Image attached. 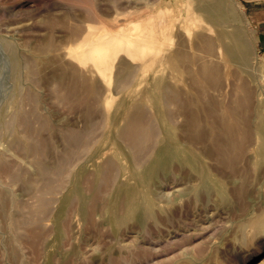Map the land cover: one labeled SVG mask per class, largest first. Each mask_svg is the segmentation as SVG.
I'll list each match as a JSON object with an SVG mask.
<instances>
[{"label": "rangeland", "instance_id": "374dc122", "mask_svg": "<svg viewBox=\"0 0 264 264\" xmlns=\"http://www.w3.org/2000/svg\"><path fill=\"white\" fill-rule=\"evenodd\" d=\"M244 1L0 0V264H264V14ZM70 64L92 85L74 99L51 81ZM135 113L156 135L139 158Z\"/></svg>", "mask_w": 264, "mask_h": 264}, {"label": "bare ground", "instance_id": "6f19581e", "mask_svg": "<svg viewBox=\"0 0 264 264\" xmlns=\"http://www.w3.org/2000/svg\"><path fill=\"white\" fill-rule=\"evenodd\" d=\"M149 26V25H148ZM143 28V27H142ZM142 28H140V30H142ZM146 29H147V27H145ZM144 29V28H143ZM150 29H151V26H150ZM149 30V29H148ZM147 30V31H148ZM139 31V30H138ZM146 31V30H145ZM146 31V32H147ZM153 31V29H151L150 30V32H152ZM112 33V32H111ZM114 33V32H113ZM116 33V32H115ZM118 33V32H117ZM116 33V34H117ZM138 33H140V32H138ZM163 33H164V31H163ZM100 33H97L96 35L98 36ZM137 34V33H136ZM143 34V33H142ZM151 34H153V33H150V35ZM135 35V34H134ZM140 35L141 34H139V37H140ZM145 35H146V33H145ZM162 35V34H161ZM136 36V35H135ZM134 36V38H137V36L135 37ZM142 36H144V34L142 35ZM142 36L140 37V38H138V41L142 38ZM124 37V36H123ZM70 38H72V36H70ZM105 38V37H104ZM104 38H101V39H99V40H96V41H94V42H91V44H92V48L90 49V50H96V54H92L91 53V55H92V59H93V61H94V65L97 67V69H98V71H99V73L102 75L103 73H104V70H105V68L106 67H110L111 65H113V62L115 61V58H116V56H117V54H118V49L117 48H112V47H110V44H112V43H108ZM145 38V41L146 40H149L150 41V39L147 37L146 38V36L144 37ZM151 38V37H150ZM143 39V38H142ZM141 39V40H142ZM151 39H153V36H152V38ZM135 40H137V39H135ZM70 41H71V39H70ZM145 41H144V43H145ZM148 41V42H149ZM152 41V40H151ZM151 41H150V43H151ZM72 42V41H71ZM143 42V41H142ZM146 43H147V41H146ZM149 44V43H148ZM142 46V44H136L135 46ZM152 45V44H151ZM11 49V48H10ZM13 49V48H12ZM85 49L86 48H82V50L81 49H79V51L81 52V55H82V53H84L85 52ZM68 49H66V51H67ZM74 50H76V49H74ZM89 50V51H90ZM132 50L133 49H131V50H129V52L131 53L132 52ZM30 53V52H29ZM14 54V53H13ZM66 54V53H65ZM45 55V54H44ZM17 55H15V57H16ZM40 55H38V54H31V58H37V57H39ZM37 60V59H36ZM153 61V60H152ZM67 62V61H66ZM69 63V62H68ZM17 64V63H16ZM58 64V63H57ZM14 65V64H13ZM14 69H15V65H14ZM18 70V69H17ZM135 70V69H134ZM133 72V71H132ZM82 72H80L75 66H73V65H69V66H63L62 68L59 66V69H58V71L57 72H55V73H52V77H51V81H53L54 82V85H56L57 83H66L67 85H68V88H69V90H68V93H67V96H68V98H70V99H74V98H76V96H78L77 94H78V91L81 89V88H83V89H88V88H90L92 85L91 84H86V82H85V80H84V77L82 76V74H81ZM127 75V74H126ZM132 75V74H131ZM49 77V78H50ZM104 77V76H103ZM127 77V76H126ZM125 77V78H126ZM105 78V77H104ZM37 80H39V79H37ZM122 81H123V79H122ZM120 82V81H119ZM53 83H51V85H52ZM97 84V83H96ZM120 84H122V83H120ZM123 84H125V83H123ZM50 85V86H51ZM98 85V84H97ZM46 86V85H45ZM50 86H48V87H50ZM53 87V86H52ZM54 88V87H53ZM52 88V89H53ZM64 88V87H63ZM54 90V93L56 94L57 92H55V89H53ZM169 92V91H168ZM63 94V93H62ZM176 95V94H175ZM59 96V95H58ZM57 96V97H58ZM172 96V95H171ZM56 97V98H57ZM60 97V96H59ZM174 97V96H173ZM174 98H176V96L174 97ZM33 99V98H32ZM37 99V98H36ZM36 99H34V100H36ZM34 100H32L33 102H34ZM70 104H72V102H70ZM135 110H137V109H135ZM30 112V111H29ZM32 112V111H31ZM136 114V113H135ZM140 114L141 113H139V117H140ZM29 115H31V114H28L26 117H31V116H29ZM35 115V114H34ZM142 115V114H141ZM142 118V117H141ZM132 119H133V129H134V131H133V134H132V136H131V143H128L129 142V140H128V145H129V147L131 148L132 147V151H133V153H134V155L133 156H135V155H137L138 156V158L139 157H142V155H140V153L139 152H141L143 155H144V157L147 155V154H149V151H146V150H148V148H150L149 146H150V142H152V141H150V139H149V137H150V135L151 134H153L155 131V129L154 130H151L150 128V130H149V132H148V128L143 124V122L141 123V122H138V113L136 114V115H134L133 117H132ZM21 121H23L22 119H21ZM24 121H25V119H24ZM23 123H25V122H23ZM26 124V123H25ZM31 125V124H30ZM39 125H40V123H39ZM25 126V125H24ZM36 125H34V127H35ZM38 126V125H37ZM47 126H48V124H47ZM89 126V125H88ZM32 127H33V125H32ZM43 127V126H42ZM26 128V127H25ZM36 128V127H35ZM34 128V129H35ZM41 127H37V129L39 130ZM47 128V127H46ZM89 128V127H88ZM88 128H86L87 130H88ZM31 129H33V128H31ZM37 130V131H38ZM46 130V129H45ZM26 131V130H25ZM40 132H42L41 130H39ZM150 131H153V132H150ZM204 131V130H203ZM205 131H207V129L205 130ZM30 132V131H29ZM28 133V131H26V134ZM36 133V132H35ZM58 133V132H57ZM85 133V132H84ZM206 133V132H205ZM69 134V133H68ZM83 134V133H82ZM27 135H30V134H27ZM38 135V134H37ZM39 135H41V134H39ZM43 135V134H42ZM154 135H155V133H154ZM153 135V136H154ZM32 137H36L35 135H31ZM84 136V135H83ZM152 136V135H151ZM153 136L151 137V139H153ZM156 136V135H155ZM154 136V137H155ZM39 137H42V136H39ZM130 138V137H129ZM36 139V138H35ZM40 139V138H39ZM38 139V140H39ZM44 139V138H43ZM205 139V138H204ZM228 139V138H227ZM38 140H36V141H38ZM75 141L76 139L74 138V136H72V137H67V140H66V142H68V143H70V142H72V141ZM81 140H82V138H81ZM233 140H234V138H233ZM263 140V139H262ZM77 141V140H76ZM150 141V142H149ZM232 141V140H231ZM43 142H45V141H43ZM83 142H85V140L83 141ZM82 142V143H83ZM179 142V141H178ZM201 142H203V141H201ZM230 142V141H229ZM38 144H39V141H38ZM41 144V143H40ZM45 144V143H44ZM44 144H41V145H44ZM182 144V143H181ZM202 144V143H201ZM204 144V143H203ZM203 144L202 145H200L201 146V149H202V146H203ZM78 145V144H77ZM152 145V144H151ZM205 145V144H204ZM45 146H47V144L46 145H44V147ZM53 146V145H52ZM70 146H72V145H70ZM82 146H84V143L80 146V147H82ZM187 146H189V145H187ZM40 147V146H39ZM43 147V148H44ZM51 147V146H50ZM153 146H151V148H152ZM154 147H155V145H154ZM191 147V146H190ZM32 148L34 149V147L32 146ZM71 148H75V147H71ZM189 148V147H188ZM192 148V147H191ZM191 148H189V149H191ZM68 149V148H67ZM76 149V148H75ZM35 150V149H34ZM43 150H46V148L45 149H43ZM53 150V149H52ZM64 151H67L66 149H63ZM149 150H151V149H149ZM30 151H32V150H30ZM40 151H42V150H40ZM62 151V150H61ZM146 153H145V152ZM202 151V150H201ZM33 152V151H32ZM45 152V151H44ZM48 152H51V151H48ZM69 152V149H68V151H67V153ZM148 152V153H147ZM203 152V151H202ZM60 153V152H59ZM73 153L76 155L77 153H75L74 151H73ZM139 153V154H138ZM32 154V153H31ZM47 154H49V153H47ZM65 154V153H64ZM32 155H34V154H32ZM72 155V154H71ZM49 156V155H48ZM67 156V155H66ZM262 156H264V154L262 153ZM73 157V156H72ZM75 157V156H74ZM48 158H51V157H48ZM67 158V157H66ZM68 158H70V157H68ZM191 158V157H190ZM118 159V158H117ZM180 159H183L184 161L186 160V158L185 157H183V156H180ZM46 160H49V159H46ZM68 160V159H67ZM72 160V159H71ZM71 160H68V162L69 161H71ZM139 161H140V159H138ZM138 160H134V161H137V163L139 162ZM156 160V159H155ZM188 161H189V159H187ZM50 161V160H49ZM73 161V160H72ZM76 161V160H75ZM75 161H73V162H75ZM197 161V160H196ZM195 161V162H196ZM180 162V161H179ZM110 163V162H109ZM135 164H136V162H134ZM141 163V162H140ZM182 162H180V164H181ZM193 163H194V160L192 161V162H190L189 164L191 165V168H196V165H193ZM203 163V162H202ZM60 164L62 165V167H67L68 166V164L71 166L72 165V163H68L67 165L65 164V160L63 159L62 161H61V159H60ZM64 164L66 165V166H64ZM121 164V163H120ZM134 164V165H135ZM109 165V167H110V164H107V166ZM52 166V165H51ZM57 166H59V165H57ZM69 166V167H70ZM106 166V165H105ZM121 166H123L122 164H121ZM162 166H164V165H162V163L161 162H159V161H155L154 162V164H152V165H150V167H149V169L147 170V173H149V174H151L152 172H153V170L154 169H156V168H160V167H162ZM185 166V165H184ZM14 167V166H13ZM68 167V168H69ZM172 168H173V166H172ZM176 168H177V166H176ZM13 169V168H12ZM53 169V168H52ZM59 169H60V167H59ZM108 169H111V171H112V173H113V175L115 176V179H116V175L117 174H114V169L115 168H108ZM178 169V168H177ZM44 170H45V172L46 171H48L47 170V168H44ZM63 170H65V172H66V169H63ZM179 171H180V169H178ZM178 170H177V172H178ZM12 172H13V170H11ZM58 171V170H57ZM109 171V170H108ZM117 171V170H116ZM115 171V172H116ZM176 171V170H175ZM175 171H173V174H176L175 173ZM197 171V170H196ZM10 172V171H9ZM11 172V173H12ZM56 171H54V169H53V172L51 173V174H53V173H55ZM59 172V171H58ZM205 172V176H207V172L206 171H204ZM18 173V172H17ZM64 172L62 171V173L61 174H63ZM105 173H106V171H105ZM104 173V174H105ZM111 173V174H112ZM55 174H58V177L57 178H55V181H56V179H58L59 178V176L61 177L62 175H60L59 173H55ZM107 174V173H106ZM167 174H169V173H167ZM49 175V174H48ZM54 175V174H53ZM103 175V174H102ZM112 175V176H113ZM217 175V174H216ZM11 177L12 179L13 178H15V175H14V172H13V174H8V176H7V178L8 177ZM13 176V177H12ZM57 176V175H56ZM106 176V175H105ZM110 176V175H109ZM177 176V175H176ZM176 176L174 177V175H172V177H174V178H176ZM212 176V175H211ZM226 177H228L227 175H225ZM234 176V175H233ZM106 177H108V176H106ZM106 177H104V178H106ZM121 177H123V175L121 176ZM225 177V178H226ZM230 177V176H229ZM51 177H49V179H50ZM54 178V177H53ZM113 178V177H112ZM112 178H109V180H111ZM108 178H106V180H107ZM114 179V178H113ZM111 180L110 182H112V181H114V180ZM228 180H229V178H227ZM10 180V179H9ZM45 181H47V180H45ZM49 181V180H48ZM51 181V180H50ZM49 181V183L47 184L48 186H50V184H53L52 182H50ZM108 181V180H107ZM233 181H235V180H233ZM237 181V180H236ZM11 182H12V180H11ZM42 182H43V180H42ZM41 182V183H42ZM230 182H232V180H230ZM108 183H109V181H108ZM114 183V182H113ZM121 183H122V181H121ZM120 183V184H121ZM186 183V182H185ZM185 183H183L182 185H180V186H183V185H186ZM205 183V182H204ZM45 184V183H44ZM111 184V183H110ZM228 184H230V183H228ZM112 185V184H111ZM161 185V184H160ZM164 185V184H163ZM171 185H172V183H171ZM177 185V184H176ZM41 186H43V183H42V185ZM45 186V185H44ZM43 186V189H41V191L40 192H42V190H44V187ZM48 186H46V187H48ZM121 186V185H120ZM162 186V185H161ZM179 186V187H180ZM175 187V186H174ZM204 187V186H203ZM181 188H183V187H181ZM198 188H199V186H198ZM45 189H49V187L48 188H45ZM174 188H172V190H173ZM8 190V189H7ZM119 191V194L123 191V188L121 189H119L118 190ZM155 192H158L159 190H154ZM174 191L176 192V196L177 197H180V196H184V195H187V193L188 192H193V194H194V196H198V193H199V190L198 189H194V188H184V190L183 189H174ZM39 192V191H38ZM43 192H48V191H43ZM190 192V193H191ZM159 193V192H158ZM34 194V193H33ZM44 194H46V193H44ZM172 194H175V193H173V191H172ZM192 194V193H191ZM192 194V195H193ZM6 195H9V196H11L10 195V193H7ZM74 195H75V197L78 199V200H81V198H82V196H81V194L79 193V191H78V189H77V187L75 186V188H74ZM35 196V195H34ZM219 196H220V199L222 200V201H226V200H228V199H230L229 198V195H228V193H226V192H224V191H219ZM33 197V196H32ZM36 197V196H35ZM2 198V197H1ZM4 198H6V196H4ZM10 198V197H9ZM125 198H126V204H125V209L127 210V215H128V217H130V218H136L138 215V213H137V209H136V205H129L128 203H127V201L131 198V194L130 193H128V191L126 190V195H125ZM41 199V198H40ZM118 199V198H117ZM142 199H143V197H142ZM9 200V199H8ZM12 200H14V199H11V201ZM5 201V200H4ZM36 201V200H35ZM171 201V200H170ZM12 202H15V201H12ZM42 202V201H41ZM38 203V202H37ZM38 204H40V203H38ZM81 206V205H80ZM78 207V206H77ZM76 207V208H77ZM81 208H84V207H81ZM81 208H79V210L80 211H82V209ZM34 209V208H33ZM31 210V213L33 214L34 213V215H32L31 214V219H29V220H31V222L34 220L35 221V218H33L35 215L37 216L38 214H39V212H37V211H35V209L34 210ZM37 210H39V209H37ZM118 210V209H117ZM77 211V210H76ZM151 211H152V209H151V206H150V204H148V206H147V208H146V212L145 213H151ZM119 212H121V211H119ZM41 213V212H40ZM79 213H83V212H79ZM85 213V212H84ZM42 215L44 214V212L43 213H41ZM29 217H30V215H29ZM37 218V220H38V218H41V216H39V217H36ZM28 219V218H27ZM33 219V220H32ZM29 220H26V221H29ZM36 220V221H37ZM24 221V220H23ZM33 221V222H34ZM22 223V222H21ZM20 223V224H21ZM18 227V226H17ZM19 229V228H18ZM17 238V237H16ZM18 239V238H17ZM20 241V240H19ZM51 242V241H50ZM58 242V241H57ZM16 250H17V248H15ZM8 251H10L11 249H7ZM7 252V251H6ZM11 252H12V250H11ZM15 252V251H14ZM51 252H53V251H51ZM8 254H11V253H8ZM12 256H15V255H13L12 254ZM49 264V263H48Z\"/></svg>", "mask_w": 264, "mask_h": 264}, {"label": "crops", "instance_id": "0c3cea01", "mask_svg": "<svg viewBox=\"0 0 264 264\" xmlns=\"http://www.w3.org/2000/svg\"><path fill=\"white\" fill-rule=\"evenodd\" d=\"M245 6L248 10V12L256 17L258 13L264 14V0H245ZM264 16V15H263ZM259 31L261 30L262 37L260 40V43L264 45V17L259 20ZM261 25V26H260Z\"/></svg>", "mask_w": 264, "mask_h": 264}]
</instances>
